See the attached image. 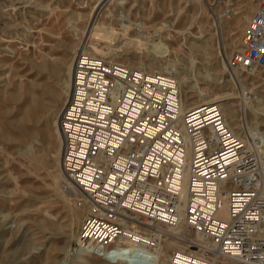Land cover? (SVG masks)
Returning a JSON list of instances; mask_svg holds the SVG:
<instances>
[{"label": "built area", "instance_id": "built-area-1", "mask_svg": "<svg viewBox=\"0 0 264 264\" xmlns=\"http://www.w3.org/2000/svg\"><path fill=\"white\" fill-rule=\"evenodd\" d=\"M240 46L229 66L264 71V0ZM58 124L60 186L85 211L80 248L105 258L129 239L113 258L118 264L148 256L133 252L138 245L164 252L175 241L168 264H264V155L217 103L184 109L174 75L81 51Z\"/></svg>", "mask_w": 264, "mask_h": 264}, {"label": "rangeland", "instance_id": "rangeland-1", "mask_svg": "<svg viewBox=\"0 0 264 264\" xmlns=\"http://www.w3.org/2000/svg\"><path fill=\"white\" fill-rule=\"evenodd\" d=\"M100 1L0 0V264H114L81 252L85 211L60 186L57 121L70 97L75 56L86 48L128 67L175 66L177 80H187L185 106L203 100L199 89L219 96L230 126L244 125L264 155V71L232 67L235 74L228 62L260 0ZM121 14L132 24L121 28ZM177 246L168 241L160 264ZM125 260L119 264H149Z\"/></svg>", "mask_w": 264, "mask_h": 264}, {"label": "bare ground", "instance_id": "bare-ground-1", "mask_svg": "<svg viewBox=\"0 0 264 264\" xmlns=\"http://www.w3.org/2000/svg\"><path fill=\"white\" fill-rule=\"evenodd\" d=\"M103 1L104 0H101L100 1V3H99V5H101V4H103ZM111 1H113V0H111ZM116 2H117V4L120 6V5H125L126 4V2H127V0H115ZM151 2H153V0H151ZM98 5V6H99ZM97 13V12H96ZM95 13V14H96ZM92 15H94V14H92ZM98 15H99V13H98ZM97 15V16H98ZM96 16V15H95ZM118 17L117 18H119L120 20H122L123 21V23L121 24V28H126L128 25H131L132 24V22H131V20L129 19V17H128V15H124V14H121V15H117ZM94 20V19H93ZM250 21V20H249ZM96 24H98V20H95V22H94V25H96ZM138 26H139V35H141L142 37H144V33H145V30H146V27H145V25L144 24H137ZM166 28L164 29V30H172L173 29V26L172 25H170V24H165L164 25ZM101 28V27H100ZM103 32V31H102ZM95 33H96V36L98 37L99 35H100V30H97V31H95ZM84 50V49H83ZM86 50H87V48H86ZM86 50H84L83 52H86V53H88V54H90L91 52L90 51H86ZM100 49H98V51H99ZM101 53V55H104V53H102V52H100ZM90 55H92V56H94V57H96L95 56V54L93 55V54H90ZM103 57H105V56H103ZM75 59H76V56H75ZM107 61H110V62H114L113 60H107ZM74 63H75V61H74ZM118 63V62H117ZM119 64H122V63H119ZM122 65H124V64H122ZM174 65V64H173ZM130 67V66H129ZM131 68H138V69H141V70H143V71H146V72H152V73H154V71H149V70H146V68L143 66V65H140V66H137V67H132L131 66ZM73 69H74V64H73V68H72V72H71V81H69V87H70V96H71V86H72V77H73ZM177 69V68H176ZM234 69V71L236 72H234L235 74H237V71L235 70V68H232V70ZM156 73H157V71H156ZM158 73H167V74H171V75H174L176 78H177V76H176V70H175V66H173V67H171V66H168V67H166V68H162V70H161V72H158ZM178 73V72H177ZM207 74V73H206ZM212 74V73H211ZM178 75V74H177ZM209 76V75H208ZM208 76H205V77H208ZM212 76V75H211ZM212 79H213V77H212ZM211 80V79H210ZM180 81V80H179ZM178 81V82H179ZM182 83V84H181ZM179 85H180V90H181V86L183 85L184 87L185 86H187V80L185 79V80H183L182 82H179ZM208 90V89H207ZM182 91V90H181ZM206 92V90L205 89H199L198 90V95L200 96L201 95V97H202V101H200V103H196L194 106H191V107H194V109H198V108H201V107H203V106H205V105H207V104H211V103H219V102H221L223 99H221V98H219V96H211V95H209V96H207V97H204L203 95H204V93ZM207 93V92H206ZM205 93V94H206ZM182 94V93H181ZM189 93H187V95H188ZM208 95V94H207ZM187 97V102H189L190 100H193L192 98H193V96H186ZM204 97V98H203ZM70 98V97H69ZM196 98V97H195ZM182 101H183V108L185 109V108H187V106H185V103H184V99H183V95H182ZM221 106V108H222V105H220ZM189 108V107H188ZM225 110H227V109H225ZM228 116L232 119V120H234L235 121V118H234V116H235V113L234 112H232L231 110H230V108H228ZM224 113V112H223ZM225 115V114H224ZM226 117V116H225ZM227 119V118H226ZM228 121V120H227ZM229 123V122H228ZM230 125V124H229ZM234 128V127H233ZM57 130H58V133L60 134V136H61V142H62V144L61 145H63L64 146V142H65V139H64V136H63V134H62V131H61V129H60V127H59V124H58V121H57ZM234 130V129H233ZM235 131V133L239 136V137H241V138H243L246 142H247V144H248V146L251 148V149H253L259 156H260V151H259V148H258V145L254 142V140H253V138H252V136H251V134H250V131L244 126V125H241L239 128H238V130H234ZM60 142V143H61ZM59 152H61V151H59ZM61 155V157H62V154H60ZM260 158V157H259ZM60 166H61V159H60V161H59V168H60ZM60 172V171H59ZM61 175V180L63 179V176H62V173L61 174H59V176ZM219 215L221 216V217H226V215H227V213H226V211H225V209H222L221 211H220V213H219ZM183 231V229H182V227H179V228H177V229H175V230H173L172 232L173 233H176V234H178V233H181ZM197 238H198V240H203L204 241V239L201 237V235H197ZM131 242V240H129V239H126V238H123L122 239V243H118V248H115L114 250H112V251H107V252H104V253H106L107 254V257H105L106 256V254L104 255V260L105 259H113L115 256H117L118 254H122L123 252H122V250L120 249L121 248V245H128V243H130ZM176 243V242H175ZM204 243H205V247H210V244L208 245V243L207 242H205L204 241ZM120 245V246H119ZM135 249H137V250H139V251H141V252H145V253H148V256H149V258L147 257V256H145V257H147V258H142V259H140V261H142L143 263L144 262H148L149 264H160L161 262H160V255H161V253L163 252V251H161V249H159V251L158 252H151V251H149L148 250V248L145 246V245H138L137 246V248H135ZM81 252L82 253H85V254H89L88 252H86L85 250H83L82 248H81ZM114 253V255L112 256V257H109L111 254H113ZM80 255V254H79ZM82 255V254H81ZM103 258V257H102ZM127 258H130V257H126V256H123L122 258H121V262H122V259H124V261H126L125 259H127ZM168 259H169V255L167 256V258H166V262L164 263V264H168ZM135 260H139V259H135ZM148 260H150V262L148 261ZM151 260H153V261H151ZM129 261V260H128ZM141 262V263H142ZM155 262V263H154ZM114 264H117V263H114ZM119 264V263H118ZM231 264H236V263H234V262H231Z\"/></svg>", "mask_w": 264, "mask_h": 264}]
</instances>
